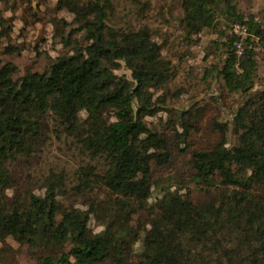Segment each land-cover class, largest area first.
<instances>
[{
    "label": "trees",
    "instance_id": "trees-1",
    "mask_svg": "<svg viewBox=\"0 0 264 264\" xmlns=\"http://www.w3.org/2000/svg\"><path fill=\"white\" fill-rule=\"evenodd\" d=\"M181 7L188 36L218 34L223 65L209 71L243 96L232 127L213 101L169 107L176 65L148 26L117 18L114 0H58L72 20L54 19V37L68 50L43 70L20 74L0 55V250L27 245L38 264H264V90L253 92L249 47L264 43V22L232 0ZM235 24L245 38L227 33ZM12 29L0 9V39ZM160 113L159 127L147 121ZM47 117L86 161L70 186L61 170L25 187L15 165L36 153ZM67 194L81 201L66 205Z\"/></svg>",
    "mask_w": 264,
    "mask_h": 264
},
{
    "label": "rangeland",
    "instance_id": "rangeland-1",
    "mask_svg": "<svg viewBox=\"0 0 264 264\" xmlns=\"http://www.w3.org/2000/svg\"><path fill=\"white\" fill-rule=\"evenodd\" d=\"M58 0H0V9L12 24L13 29L8 38L0 39V55L5 61L15 63L20 74L30 70H43L50 56H57L64 49L58 38L54 37L56 27L54 19L66 18L72 20V14L57 8ZM245 20L253 17L256 21L264 22V0H232ZM115 15L134 26H148L157 38L164 44L163 55L176 65V73L169 81L166 90L169 92L168 105L170 108L188 109L200 101H213L221 111L222 120L229 122L232 127L234 111L241 104L243 96L229 91L220 74L212 75L209 70L215 66L221 69L220 53L216 49L215 40L218 34L214 30H205L200 34L188 36L181 23L183 11L181 0H114ZM223 5L220 4L221 8ZM218 30L224 29L226 17L219 14ZM241 25V24H240ZM247 27L246 25H244ZM232 29L227 30L230 34ZM248 33V32H247ZM239 34V33H237ZM240 35V34H239ZM247 35V34H246ZM246 35H241L243 38ZM225 37H223V41ZM254 48L257 60L256 83L253 92L264 90V43L255 38L249 42ZM12 51V53H7ZM240 54V52H239ZM120 74L131 76L130 70L123 64L118 71ZM159 89L157 95L162 93ZM179 92V96H175ZM172 94V95H171ZM221 96V97H219ZM219 99L215 100L213 98ZM214 111L211 110V113ZM160 113L148 117L147 121L154 126L161 125ZM44 135L39 139L37 151L28 161H19L16 165L18 181L25 187L39 188L53 172L66 171L69 186L76 180V170L85 163V157L80 154L76 145L54 133L51 118L47 117ZM230 143L236 141L230 132ZM169 183H175L171 179ZM10 193L12 190L9 191ZM93 194H97L93 190ZM64 204H78L80 197L67 194ZM136 218V217H135ZM131 225L136 226V220ZM95 226L99 230V226ZM125 229L128 227L124 226ZM13 250H0V259L6 257L7 264H38V255L29 246H20L10 241ZM71 245H67V250ZM140 248V243L137 244ZM39 252V251H38Z\"/></svg>",
    "mask_w": 264,
    "mask_h": 264
},
{
    "label": "built area",
    "instance_id": "built-area-1",
    "mask_svg": "<svg viewBox=\"0 0 264 264\" xmlns=\"http://www.w3.org/2000/svg\"><path fill=\"white\" fill-rule=\"evenodd\" d=\"M234 30L239 33L240 35H246L247 34V28L244 25H240V24H235L234 26Z\"/></svg>",
    "mask_w": 264,
    "mask_h": 264
}]
</instances>
